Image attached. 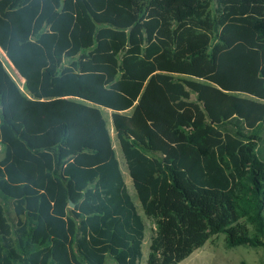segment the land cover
Listing matches in <instances>:
<instances>
[{
  "label": "trees",
  "instance_id": "trees-1",
  "mask_svg": "<svg viewBox=\"0 0 264 264\" xmlns=\"http://www.w3.org/2000/svg\"><path fill=\"white\" fill-rule=\"evenodd\" d=\"M0 49V264L264 247V0H0Z\"/></svg>",
  "mask_w": 264,
  "mask_h": 264
},
{
  "label": "rangeland",
  "instance_id": "rangeland-1",
  "mask_svg": "<svg viewBox=\"0 0 264 264\" xmlns=\"http://www.w3.org/2000/svg\"><path fill=\"white\" fill-rule=\"evenodd\" d=\"M0 58L5 63V66L9 73L12 75V77L17 81V83H19V85L23 86V79L20 78L17 72L10 65L7 57L1 49ZM101 110L104 117L108 121V126L114 143V148L116 150L117 157L120 162L122 172L124 174L126 185L132 198L139 207V212L142 215L147 226L146 237L142 249V262H146L150 251L151 238L154 235V231L156 229L155 223L144 215V212L141 208L132 178L129 174L126 160L120 148L117 135L113 127L111 119L112 112L106 109ZM225 239V234L214 236L206 243L204 247L195 251L188 259L183 261L181 264H241L242 262H246L247 264H264V247L254 248L248 246H239L235 248H228L225 243Z\"/></svg>",
  "mask_w": 264,
  "mask_h": 264
},
{
  "label": "water",
  "instance_id": "water-1",
  "mask_svg": "<svg viewBox=\"0 0 264 264\" xmlns=\"http://www.w3.org/2000/svg\"><path fill=\"white\" fill-rule=\"evenodd\" d=\"M70 207H71V208H73V207H74V204H73V203H71V204H70Z\"/></svg>",
  "mask_w": 264,
  "mask_h": 264
},
{
  "label": "bare ground",
  "instance_id": "bare-ground-1",
  "mask_svg": "<svg viewBox=\"0 0 264 264\" xmlns=\"http://www.w3.org/2000/svg\"><path fill=\"white\" fill-rule=\"evenodd\" d=\"M24 81V80H23Z\"/></svg>",
  "mask_w": 264,
  "mask_h": 264
}]
</instances>
